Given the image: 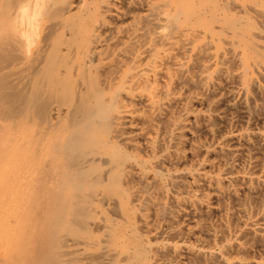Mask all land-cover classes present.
<instances>
[{
    "label": "bare ground",
    "instance_id": "1",
    "mask_svg": "<svg viewBox=\"0 0 264 264\" xmlns=\"http://www.w3.org/2000/svg\"><path fill=\"white\" fill-rule=\"evenodd\" d=\"M0 166L19 264H264V0H0Z\"/></svg>",
    "mask_w": 264,
    "mask_h": 264
},
{
    "label": "rangeland",
    "instance_id": "2",
    "mask_svg": "<svg viewBox=\"0 0 264 264\" xmlns=\"http://www.w3.org/2000/svg\"><path fill=\"white\" fill-rule=\"evenodd\" d=\"M7 200L8 189L3 184L0 166V264H19L17 255L19 249L15 247L11 252V243L23 244L24 240L19 234V226L11 221L14 218L8 210Z\"/></svg>",
    "mask_w": 264,
    "mask_h": 264
}]
</instances>
